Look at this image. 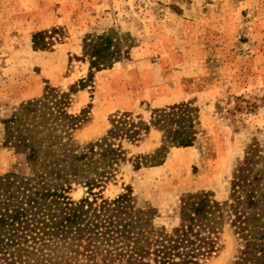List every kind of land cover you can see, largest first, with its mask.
<instances>
[{
    "label": "rangeland",
    "instance_id": "obj_1",
    "mask_svg": "<svg viewBox=\"0 0 264 264\" xmlns=\"http://www.w3.org/2000/svg\"><path fill=\"white\" fill-rule=\"evenodd\" d=\"M35 32H43L41 45ZM89 34H107L120 53L91 74ZM46 86L73 89L80 144L101 136L114 114L148 122L155 108L197 109L191 145L169 146L159 164L127 161L101 189L113 197L129 187L137 204L155 209L157 224L170 226L185 192L226 199L245 146L264 143V0H0V175L21 166L3 142L2 119ZM161 144L162 132L150 127L129 155ZM68 195L77 200L88 189L74 182ZM233 253L227 233L202 264H230Z\"/></svg>",
    "mask_w": 264,
    "mask_h": 264
},
{
    "label": "trees",
    "instance_id": "obj_2",
    "mask_svg": "<svg viewBox=\"0 0 264 264\" xmlns=\"http://www.w3.org/2000/svg\"><path fill=\"white\" fill-rule=\"evenodd\" d=\"M42 35L35 32L33 43ZM85 39L90 74L120 56L107 34ZM72 92L46 86L2 119L3 142L21 166L0 175V264H202L227 233L234 245L230 264H264V143L245 146L226 199L209 190L185 192L176 221L157 224L155 209L137 204L129 187L113 197L101 189L127 161L134 168L155 165L169 146L191 145L197 109L190 102L155 108L148 122L114 114L101 136L80 144L74 132L82 121L69 111ZM150 127L162 132L161 146L129 155L128 145ZM74 182L88 195L72 199Z\"/></svg>",
    "mask_w": 264,
    "mask_h": 264
}]
</instances>
